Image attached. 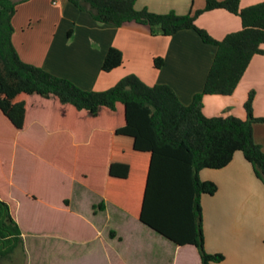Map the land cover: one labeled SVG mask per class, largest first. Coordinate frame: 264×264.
Returning a JSON list of instances; mask_svg holds the SVG:
<instances>
[{
    "label": "trees",
    "instance_id": "trees-1",
    "mask_svg": "<svg viewBox=\"0 0 264 264\" xmlns=\"http://www.w3.org/2000/svg\"><path fill=\"white\" fill-rule=\"evenodd\" d=\"M95 22L119 28L127 23L147 26L152 36L171 37L192 30L201 42L216 47L203 89L183 105L167 85H147L127 75L104 91H85L70 81L23 62L12 43V18L18 3L0 0V113L16 130L24 125L29 97L54 99L56 129L74 131V163L97 168L99 185L87 175L78 178L108 202L176 246H192L201 264H220L221 254L204 248L201 195L212 196L217 186L200 181L204 169L220 170L240 153L264 185V152L253 140V124L264 123L252 112L254 93L243 108L245 119L206 117L204 96H230L250 61L264 56V3L240 8L239 0H205L201 10L178 15L136 9V0H63ZM225 10L239 17L241 29L222 40L212 39L195 25L202 13ZM123 63L121 52L109 48L101 71ZM163 64L153 60L155 69ZM87 130L79 134V126ZM96 186V187H95ZM22 232L11 207L0 199V264L22 251Z\"/></svg>",
    "mask_w": 264,
    "mask_h": 264
},
{
    "label": "crops",
    "instance_id": "crops-1",
    "mask_svg": "<svg viewBox=\"0 0 264 264\" xmlns=\"http://www.w3.org/2000/svg\"><path fill=\"white\" fill-rule=\"evenodd\" d=\"M12 1L18 3L12 18V43L19 58L85 91H104L132 74L147 85L171 87L179 101L189 105L193 96L202 91L216 53L215 46L202 43L192 30L179 31L171 37L152 36L149 28L144 25L127 23L116 28L97 23L87 13L80 12L63 0ZM258 3H264V0H239L240 8ZM204 6L205 0L135 1L136 9L145 8L157 14L175 12L185 15L201 10ZM195 25L216 41L241 29L239 17L221 9L202 13L196 18ZM109 48L121 52L123 63L111 72L104 73L101 66ZM155 58L163 61L160 69L153 66ZM250 92L254 93L253 116L263 118L264 56L256 55L252 58L230 96H204L203 114L206 117L235 116L245 119L243 105ZM56 109L54 99L35 95L29 97L20 133L27 129L30 119L34 125L46 131L61 132L54 123ZM61 133L68 136L71 145L76 144L73 130ZM253 140L264 152V123L253 124ZM205 170L210 169L201 170L199 174L202 173L204 181L213 182L217 186L212 198L217 202L221 226L228 231L235 223L233 217L238 208L250 207L263 199L264 189L240 153H235L232 161L223 169L212 172ZM220 189L222 194H219ZM106 204L114 207L108 202ZM174 246L176 249L187 247L196 251L189 245ZM149 253L150 249L141 248L143 259Z\"/></svg>",
    "mask_w": 264,
    "mask_h": 264
},
{
    "label": "rangeland",
    "instance_id": "rangeland-1",
    "mask_svg": "<svg viewBox=\"0 0 264 264\" xmlns=\"http://www.w3.org/2000/svg\"><path fill=\"white\" fill-rule=\"evenodd\" d=\"M78 129L81 135L87 126ZM67 137L31 119L20 133L0 113V199L11 207L23 240L21 253L2 264H200L193 248L176 249L108 204L98 209L103 198L78 178L85 173L94 186L100 174L75 165ZM212 197H200L205 251L221 254L222 264H264V197L238 208L228 231ZM142 247L151 250L145 259Z\"/></svg>",
    "mask_w": 264,
    "mask_h": 264
}]
</instances>
